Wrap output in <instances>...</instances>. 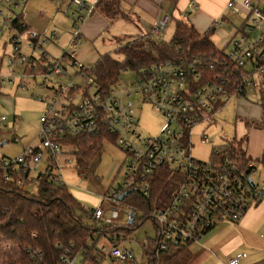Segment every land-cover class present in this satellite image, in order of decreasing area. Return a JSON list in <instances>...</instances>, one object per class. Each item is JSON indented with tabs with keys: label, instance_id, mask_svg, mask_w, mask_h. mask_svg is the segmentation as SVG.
<instances>
[{
	"label": "built area",
	"instance_id": "built-area-1",
	"mask_svg": "<svg viewBox=\"0 0 264 264\" xmlns=\"http://www.w3.org/2000/svg\"><path fill=\"white\" fill-rule=\"evenodd\" d=\"M71 2L77 6L71 13L74 31L61 54L54 58L46 46L58 38L57 30L48 35L30 30L24 19H17L18 9L22 7L21 13L23 9L19 0H0V33H8L11 45L6 58L9 73L0 76V83H16L26 92L34 86L37 91L31 95L44 103V114L39 119L40 145L28 146L15 158L0 155V177L9 179L10 173L16 172L26 185L36 187L43 177L67 185L60 170L71 160L61 157L76 155L77 148L66 139L105 133L109 139L103 143L115 145L123 153L124 177L99 196L96 206L86 209L90 217L105 224L121 223L126 217L135 221L137 210L123 204L124 198L119 200V196L127 190L148 195L149 175L155 168L166 166L179 182L167 204L151 213L157 227L156 251L191 245L220 222L239 221L264 197V186L252 178L256 168L241 166L223 145L213 147L206 161L198 160L191 153V137L195 127L209 123L231 99H244L251 91L259 95L263 88L264 8L252 0H242L246 20L223 47L209 55L160 60L135 71V79L128 85L115 82L103 87L92 70L76 59L81 40L79 26L92 8L83 0ZM238 5V0L226 2L233 14ZM187 7L196 8L197 1L188 0ZM172 20V14L162 12L145 36L163 35ZM224 23L222 18L217 19L210 29L216 30ZM18 67L23 70L17 73ZM59 76L69 80L54 79ZM134 97L163 116L159 134L144 136L139 130L137 107L131 100ZM5 119L0 116V128ZM201 140L208 142L204 134ZM40 162L45 163L43 168H38ZM120 240L112 238L101 244L102 253L122 262L134 261L132 250L122 247ZM141 248L144 258V246ZM241 256L245 254L233 256L225 264H240Z\"/></svg>",
	"mask_w": 264,
	"mask_h": 264
},
{
	"label": "trees",
	"instance_id": "trees-1",
	"mask_svg": "<svg viewBox=\"0 0 264 264\" xmlns=\"http://www.w3.org/2000/svg\"><path fill=\"white\" fill-rule=\"evenodd\" d=\"M172 1L175 3L176 0ZM94 5L107 17H127L120 9V0H96ZM17 19H23V13H18ZM210 30L200 32L192 24L175 20L170 40L137 37L117 48L116 51L123 55L121 60L102 55L92 72L103 87H108L118 80L122 69L137 71L160 60L209 55L219 50L210 39ZM259 98L262 115L254 124L264 127V86ZM104 139H109L108 134H83L66 139L77 148L75 162L79 168L90 164ZM223 147L239 160L241 166L252 168L234 138ZM259 160L264 169V152ZM149 181L148 195L132 192L122 200L123 204L142 213L140 220L105 224L89 215L91 222L84 221V212H88L71 194L68 185L53 183L43 177L31 193L18 173H10L9 179L1 176L0 264H124L108 258L100 245L112 238L119 242L124 237L123 232L139 225L143 219H152L151 213L167 204L179 177L170 168L159 166L149 175ZM155 244L156 237L143 244L146 264H187L191 259L190 245L169 246L156 251ZM62 258L68 262H63Z\"/></svg>",
	"mask_w": 264,
	"mask_h": 264
},
{
	"label": "rangeland",
	"instance_id": "rangeland-1",
	"mask_svg": "<svg viewBox=\"0 0 264 264\" xmlns=\"http://www.w3.org/2000/svg\"><path fill=\"white\" fill-rule=\"evenodd\" d=\"M91 9L89 14L84 17L80 23L79 30L82 33L80 44L77 47L76 59L80 61L86 69L93 70L96 61L100 56L108 54L116 60H121L123 55L117 52V48L125 43L149 34L153 27L157 14L160 10L167 9L172 11L173 5L170 0H120V9L127 17L117 16L110 18L105 16L94 4L96 0H83ZM218 1V0H215ZM22 6L33 4V6L44 13H50L54 16L52 23L55 30L59 33L63 32L61 41L53 40L57 46L64 45V41L69 38L67 33L73 32V19L71 13L76 10L77 6L71 0H19ZM40 4V5H38ZM68 7L66 9V6ZM2 7V4H0ZM18 9V13L21 12ZM66 11L64 16L61 11ZM26 11V10H25ZM84 12H88L84 9ZM196 10L183 9L180 19L188 24L195 25L197 28H203L206 25V18L199 16L196 18ZM243 13L228 17L230 27L227 28V22L218 31L210 34V39L216 47H222L225 39L231 33L235 26L243 21ZM193 19V20H192ZM177 20V19H175ZM175 20H172L165 29L163 35L157 36L156 39L165 41L170 40L175 29ZM61 21L60 23H58ZM194 24H193V23ZM205 22V23H204ZM30 30L38 31L33 26ZM69 33V35H70ZM8 33L0 34V55H2L3 63L0 74L7 72L6 58L11 52V45L7 41L4 43L3 38ZM52 51L51 57H56V50L52 44L48 47ZM19 70H17V73ZM136 72L130 68L122 69L119 73L117 83L128 85L135 79ZM55 80L67 82L68 77H55ZM21 93V94H20ZM33 96V97H32ZM29 96L21 92L15 84L2 82L0 84V116L6 117L0 128V155L7 158H15L23 152L28 146L40 145V116L44 114V103L36 99L35 95ZM259 95L256 91H251L246 101L256 105L259 101ZM8 101H6V99ZM133 100L138 117V128L144 136H155L163 129V116L155 111L150 104L140 103L136 97ZM235 99H231L223 108L218 110L213 119L209 123H201L193 129L192 155L201 161H206L215 146L225 145L235 136L236 129H239L238 121H250L242 115H239L235 109ZM249 128V125L246 126ZM204 134L208 138V142H202L201 135ZM236 140V139H235ZM236 142L241 144L243 138H239ZM240 147V145H239ZM66 149H69L67 147ZM119 148L110 143H103L98 154L94 156L87 167H78L76 165V156L74 154H64L63 158H69L70 163H65L60 170L62 180L72 187L79 196L82 197L81 204L85 209L93 208L96 203L95 198L104 194L107 188L112 184L116 186L123 180L125 162L122 163L123 157ZM257 172L252 178L261 187L264 186V169L258 163H252ZM44 162L38 164V168H43ZM83 172L80 175L79 172ZM57 172V170H55ZM34 173L32 172L31 175ZM35 185L29 184L26 190L31 193L35 192ZM81 193V194H80ZM94 197V198H93ZM136 219L142 218V213L136 211ZM88 214L84 212V221L91 222ZM128 222L127 217L121 221V224ZM124 238L120 240V245L132 250L134 261H124V264H146L142 257V245L147 240H153L156 237L157 227L151 218H146L139 225L132 227L129 231H125ZM103 243H106L105 241Z\"/></svg>",
	"mask_w": 264,
	"mask_h": 264
},
{
	"label": "crops",
	"instance_id": "crops-1",
	"mask_svg": "<svg viewBox=\"0 0 264 264\" xmlns=\"http://www.w3.org/2000/svg\"><path fill=\"white\" fill-rule=\"evenodd\" d=\"M170 1L173 5L172 11L170 12L167 9L160 10L157 14L155 22L164 11L169 12L170 14H172L173 19L178 20L180 19V14L183 12L184 8H187L189 12L193 10L187 7L188 0H176L175 3L172 0ZM196 1H197V7L194 8V10H196L195 17L199 18V16H202L207 20L206 22L207 24L204 25L203 28H197L194 25V27L200 32H204L210 29L213 22L217 19L222 18L224 21L229 23L228 17L235 16L238 13H243L244 15L243 21L239 25L235 26L234 29H232L231 33L225 39L222 47L227 43L229 38L233 36L235 29L241 26L242 23L247 18L246 10L241 5L242 0H238V4H239L238 11L235 14H233L231 10L226 6L227 0H218V1L196 0ZM252 2L260 8H264V0H252ZM67 8L70 7H68L67 5L66 9ZM22 13H23V19L26 22V24L29 27L33 26V28H36L40 33L48 35L51 32V30L56 29V27H54V24L52 23V20L57 12L55 13V15H52L50 13H44V11L37 10L33 6V4L30 5L28 4V7L26 5L23 6ZM61 13L64 16L67 15L65 10L61 11ZM60 22L61 21H59L58 23ZM223 26L224 24L221 27ZM229 27L230 25H227V28ZM220 28L210 31L211 33H213L218 31ZM69 33L70 32L67 33L68 37H69ZM62 34L63 32L61 33L58 32L57 39L59 40V42L61 41ZM81 37H82V33H81ZM3 41L4 43L8 41L7 35H5ZM64 42L67 43V41ZM66 43H64V45L57 46L56 45L57 43L51 41L46 46L47 52L51 56L53 52L48 50V47L52 44V46L55 49H57L56 52L54 53H56V55L59 56L63 48L65 47ZM2 63H3V58L2 55H0V72L2 71L1 70ZM16 70L21 71L23 70V67H18L16 68ZM8 73H9V69L7 67V72L5 74H0V76L1 75L5 76ZM32 91L33 92L37 91V89L34 88V86H32V88L27 92L21 90V92L26 93L29 96H32L31 95ZM5 99L6 101H8L7 98ZM246 100H248L247 97L244 99H235L234 101L235 109L237 113L245 117L247 120H250L245 122L238 121V124L240 126L239 129L238 130L236 129L235 131L234 139L236 140H238L239 138L244 139V142H242L239 145L240 148L243 150L245 156L250 161L249 162L250 165L252 163H258L261 165L259 159L262 156V153L264 152V127H259L255 125L254 122L261 118L262 107L259 101L256 105H254ZM248 125L249 128H246V126ZM68 188L71 194L81 203L82 197L79 196L78 192H76L69 185ZM95 200L96 203L93 206H96L99 203V197L95 198ZM189 250L191 252V259L187 264H225L229 260V258L233 256H239L241 254H245V256L240 257L239 260L240 264H264V197H262L257 202V204L251 206L239 221L220 222L216 227L203 234L198 241L192 243L189 247Z\"/></svg>",
	"mask_w": 264,
	"mask_h": 264
},
{
	"label": "water",
	"instance_id": "water-1",
	"mask_svg": "<svg viewBox=\"0 0 264 264\" xmlns=\"http://www.w3.org/2000/svg\"><path fill=\"white\" fill-rule=\"evenodd\" d=\"M250 184H251L252 186H255V183L253 182L252 179H250ZM130 193H131V190H127V191H125L123 194H121V195L119 196V200H122L126 195H128V194H130ZM129 215L132 216V215H134V214H133V213H130ZM131 221H132V218L129 219V222H131Z\"/></svg>",
	"mask_w": 264,
	"mask_h": 264
}]
</instances>
